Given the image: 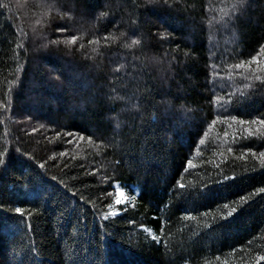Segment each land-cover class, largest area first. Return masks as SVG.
I'll return each instance as SVG.
<instances>
[{
  "label": "trees",
  "instance_id": "1",
  "mask_svg": "<svg viewBox=\"0 0 264 264\" xmlns=\"http://www.w3.org/2000/svg\"><path fill=\"white\" fill-rule=\"evenodd\" d=\"M232 2L176 0L171 12L149 11V23L132 36L133 0L106 6L105 0H0V152L9 155L0 167V264H67L73 250L77 264H264L257 259L264 256V193L257 191L264 187V126L239 123L264 118V83L254 78L264 80V0H250L239 19L225 23ZM81 9L90 15L81 16ZM99 12L108 15L97 20ZM120 20L125 23L114 28ZM63 23L77 36L74 45L57 31ZM140 33L143 47H124ZM106 35L117 42L106 47ZM52 39L59 46L45 47ZM257 53L259 62L234 69ZM213 71L218 86L210 89ZM169 86L174 126L142 158L140 118L106 94ZM213 96L233 102L231 108L212 103ZM108 117H118L115 131L116 119ZM224 176L234 179L218 191L249 202L231 223L216 227L227 214L223 203L240 207L239 196L203 207L199 194ZM115 185L126 203L114 204ZM109 204L119 215L104 221ZM15 207L35 214L22 219ZM185 208L196 209L195 219L183 220ZM141 224L161 237L158 245Z\"/></svg>",
  "mask_w": 264,
  "mask_h": 264
},
{
  "label": "snow or ice",
  "instance_id": "2",
  "mask_svg": "<svg viewBox=\"0 0 264 264\" xmlns=\"http://www.w3.org/2000/svg\"><path fill=\"white\" fill-rule=\"evenodd\" d=\"M175 2H176V0H144V3L140 4L137 2V0H133V7L136 9L137 15L135 18H130L128 21V25H129V28L131 30V35L137 36V34L139 33V26L142 24L149 23V21L147 19L149 11H153L157 8H160V9H165V10L171 12L174 10ZM249 3H250V0H233V2L231 4V11L229 13L225 14L226 18H227L225 23L228 21H232V18L234 16L236 19H239V17L242 16L248 10V4ZM106 5H107V0H105V6ZM80 15L81 16L90 15V13H87L85 10L81 9ZM107 15H108V13L99 12L96 15V19L100 20V19L106 17ZM141 16H143L144 19H141L140 18ZM112 18H113V20H115L114 14H113ZM123 23H125V22L122 20L116 21L113 24V27L114 28L119 27ZM57 31H59L61 33H64V32L68 33V38L65 41L66 43L74 45L77 42V39H78L77 36L71 34V25H69L67 23L57 25ZM121 35L124 36L125 34L122 33ZM149 35H154V34L149 32ZM161 38L165 39L166 38L165 34H161ZM103 39L105 41L106 47H110L111 44L117 42V38L110 37L109 35L104 36ZM143 39H144V34L140 33L139 38L131 39L130 43L125 44L124 47H126L128 49H132L136 46L143 47L144 46L143 45ZM92 42L93 41H89V43H92ZM59 44H60L59 40L52 39V40L48 41V44L45 45V47H48L51 45H56L58 47ZM260 48H261V50H264V44H261ZM68 54L73 55V52L71 49L69 50ZM185 57L191 58L192 53L186 52ZM259 57H260V53H257V55H253L251 57V59H250V61H248V63L241 61L240 63L234 65V69L238 70L241 67H249L252 62H259ZM229 67H233V66L230 65ZM118 71H119V68L117 69V72ZM217 76H218V73L216 71H213L212 72L213 79H212L211 84H210V89H214L218 86L217 80H216ZM254 78L257 81H261V83H264V80L261 79V76L256 75ZM249 79H251V77H249ZM64 83H66L68 87H71L70 81H65ZM120 91H123L125 93V95L118 96V97L112 96L111 94H106V95L108 96L109 100L120 99V100L125 101V109L131 111V114L134 117V119L136 117L140 118L141 123L139 126L142 129V131L139 133V136L142 138L140 141V143L142 145L140 151L142 154V158H147V156L152 153V151L156 147V145L163 141L165 135L170 131V126H174L173 121L177 118V112L174 110L173 104L170 103L166 99V97L171 92V88L169 86L167 89L157 90V89H155V87H153L152 89L147 90L143 94H138V93L128 94L126 88H121ZM157 95H159V97H160L159 102L156 101ZM179 98H180L179 96L173 97L174 100L179 99ZM212 103L223 105V107L225 108V111L227 112L231 108V104L233 102H230L229 104H223L220 97L213 96ZM0 107H3V105H0ZM149 108L151 109L152 115H148ZM112 110L113 109L111 107L108 108L109 112H111ZM181 111H187V110L184 109L183 106H181ZM228 118L229 117L227 115H225V119H228ZM230 118L232 120L236 119L235 116H231ZM107 119L109 120V122H111L112 119H116V123H115V126L113 128V131H115L116 129H118L120 127L118 117H108ZM214 123H215V121H213V124ZM239 123H241V124L251 123V124H259L260 126H264V118L252 120V121L240 120ZM209 126H211V125H209ZM245 131H247L249 133V136L252 135L251 130L245 129ZM57 135H59V133H57ZM94 135H95V133H90L89 137H88L89 140H91ZM225 135H227V133ZM98 138L105 139V140L108 139V137L106 135H103V134ZM247 138L248 137H245V139H247ZM81 139H83V137H81ZM69 142H71V141H69ZM200 143L203 144V140H201ZM7 151L8 150L0 152V167L6 168L8 166L9 155L7 154ZM17 151H19V150H17ZM228 151L231 152L232 149L229 148ZM60 155L63 156L64 153H61ZM253 155H255V153H253ZM260 157H261L262 162H264V152L260 153ZM191 164H192V161L188 160L187 165L190 166ZM39 167L43 168L44 165L41 164V165H39ZM233 179H234L233 177L224 176L222 180L214 181L216 187H206L199 194L203 198V201H205V203H203L201 205L203 207H211L213 204L219 205L221 200H228L230 198V196H234V195L239 196V201L241 202L240 207H230L229 203H223L222 207H223V209L227 210V214L223 217L218 218L216 221H214L216 227H222L225 224L231 223V221L235 219L237 214H239L240 212H243L245 210V207L247 206V204L249 202V198L244 196V195H239L238 193H232L230 191H225V192H219L218 191V188L228 189L229 185L227 182L229 180H233ZM52 180H56V177H52ZM177 185L181 189L184 188V185L180 184L179 181H177ZM257 191L259 193H264V187L259 188ZM65 194H67V193H65ZM252 195L254 196L255 193H253ZM81 200H83V197H81ZM124 203H126V201L124 198L123 187L122 186L117 187L116 198H115L114 204L115 205H121ZM108 207L111 210L108 211L107 213L103 214L102 216H100V219H102L104 221H108L110 218H115L119 215V211L117 209H115L112 204H109ZM195 210L196 209L185 208L184 211L188 212V215L183 216V220L188 221V220L195 219V217H193L191 215V211H195ZM14 212L17 214L18 217H21L22 219H29L30 217H32L35 214L34 212H29L27 215H25V210L21 207H15ZM203 215H207V213L205 212V213H203ZM58 219H59V216H57L54 219V222H56V220H58ZM220 221H223V224H221ZM130 223H131V221H130ZM105 227H107V225ZM77 228H78V232L81 231L80 218L79 217L77 219ZM140 228L150 236L151 241L156 242L157 245L159 244L161 237L157 236L152 228L146 227L143 224L140 225ZM82 232H83L82 238H83L84 242L89 243L88 229H87L86 225L83 226ZM57 235H59L58 232H57ZM108 235H109V238H111V234L109 233ZM76 239L78 241L79 239H81V236H78ZM59 243H60V241L57 240V244H59ZM98 243L101 245L104 244V237L103 236H101ZM148 246L151 247V244H149ZM77 247H79L78 243H77ZM88 250H90V249H86L85 252H87ZM233 251H235V249H233ZM32 252L33 253L36 252L35 247L32 248ZM75 255H76V253L74 250L68 251L66 253L67 264H77V261L74 259ZM257 259L258 260H264V256H258ZM80 264H82V262H80ZM185 264H188L187 260L185 261Z\"/></svg>",
  "mask_w": 264,
  "mask_h": 264
},
{
  "label": "rangeland",
  "instance_id": "3",
  "mask_svg": "<svg viewBox=\"0 0 264 264\" xmlns=\"http://www.w3.org/2000/svg\"><path fill=\"white\" fill-rule=\"evenodd\" d=\"M117 187H119L118 185H115L114 189H115V198H116V190H117ZM124 191V190H123ZM124 198H125V201L127 200V196L124 192Z\"/></svg>",
  "mask_w": 264,
  "mask_h": 264
}]
</instances>
